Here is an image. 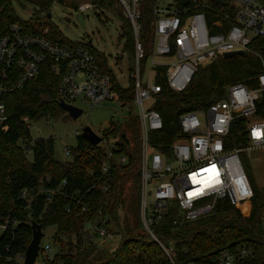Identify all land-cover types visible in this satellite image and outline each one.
Segmentation results:
<instances>
[{
    "label": "trees",
    "instance_id": "trees-1",
    "mask_svg": "<svg viewBox=\"0 0 264 264\" xmlns=\"http://www.w3.org/2000/svg\"><path fill=\"white\" fill-rule=\"evenodd\" d=\"M50 1L40 0L35 17L30 21L18 16L12 0H0V35L14 22L30 26L33 31L45 25L44 21H50L47 14ZM202 1L207 4L203 10L210 20L216 18L217 10L220 13L228 12L227 0ZM96 2L107 9H114L116 5L120 9L117 0ZM173 2L179 9L192 6L190 0ZM154 3L155 0H142L140 40L146 53L142 68L153 49ZM123 17L126 28L122 37L127 38L126 45L135 56L132 25ZM51 31L63 44L76 46L83 43L67 38L56 27H51ZM84 45L93 52L102 69L111 74L121 101H131L134 79L130 78L129 88H123L102 50L89 42ZM251 48L260 53L264 61V35L255 37ZM263 70L262 59L252 52L232 58L219 55L200 65L184 91L177 93L164 87L155 95V108L164 122V130L159 136L169 141L181 136L179 117L182 113L209 108L213 102L226 96L230 85L245 83L256 87L257 77ZM60 81L61 74L53 73L49 63H45L39 75L23 89L5 96L9 129L5 132L0 129V221L9 217L11 222L0 235V264H24L19 255L25 254L32 240V220L41 223L43 230L52 225L57 228L54 243L58 246V252L47 259L46 264H172V260L175 263L193 261L195 264H217L222 250L238 246L254 251L244 263L264 264V187L259 189L256 185L246 155L243 154V160L254 190L250 214H243L229 198L220 199L212 213L195 220L186 219L173 206L154 228L158 239L166 247H171L168 254L148 234L140 219L139 131L135 117L127 120L123 130L112 124L104 135L107 139L118 136L121 149L117 152H126L130 156L128 165L113 164L109 175L101 170L104 148L82 136H79L78 144L71 148L72 156L66 161L54 157L52 138H32L31 121L56 117L58 112H65L58 97ZM157 82L163 83V79L158 77ZM257 114L264 119V95L257 103ZM24 117H28L29 121H24ZM245 126L244 119L234 121V143L231 146L245 142ZM155 135L152 134L153 142ZM132 139L135 147L130 150L127 144ZM46 177H50L51 182H45V186L57 188V193H37L41 179ZM130 180L135 196L127 201L124 191ZM102 183H109L110 189H101ZM25 189L28 195L23 197L22 191ZM50 196L51 200L48 199ZM122 205H127L123 221L119 220L118 215V208ZM84 206L87 210L83 209ZM98 219L109 231L120 234L119 245L114 250L99 247L92 243L89 234L86 236L87 225ZM42 253H45L44 247Z\"/></svg>",
    "mask_w": 264,
    "mask_h": 264
},
{
    "label": "built area",
    "instance_id": "built-area-1",
    "mask_svg": "<svg viewBox=\"0 0 264 264\" xmlns=\"http://www.w3.org/2000/svg\"><path fill=\"white\" fill-rule=\"evenodd\" d=\"M117 1L135 35V63L130 76L134 79L133 98L129 102H122L137 107L134 117L138 121L139 131L140 219L148 234L169 254L171 247H166L154 233L155 226L169 208L176 206L186 219L195 220L212 213L220 199L229 198L237 207L252 200L254 190L243 154L264 149V119L257 114V103L264 95V70L257 77L256 87L245 83L230 85L226 96L213 102L209 108L182 113L179 117L182 134L171 141L159 136L164 130V122L155 108V95L164 87L177 93L184 91L201 64L226 52H252L264 64L261 54L251 48L253 39L264 35V2L227 0L228 12L220 13L217 10L216 18L210 20L203 10L207 4L202 0H190L192 6L182 9L176 7L174 2L172 6L160 7L155 1L153 49L142 68L146 54L140 40L142 0ZM78 7L84 12L96 7V4L87 2ZM36 28L33 31L30 26L14 22L0 35L2 131L9 129L5 96L23 89L39 75L45 63H49L53 73L61 74L59 101L76 106V101L80 99L91 107L105 105L112 100L121 101L111 74L102 69L93 52L84 45L86 42L76 46L63 44L49 27ZM157 57L173 60L165 61ZM158 77L163 79V83L157 82ZM253 117L256 119L250 121ZM236 119L246 121L245 142L231 146L234 143L232 126ZM24 121L28 122V117H24ZM153 133L156 134L154 142ZM112 139L104 136L101 143L105 144H98L104 148L101 170L108 175L113 164L125 166L130 162L129 154L117 152L121 149L120 138ZM127 147L133 150V139ZM66 154L71 158V148L66 149ZM45 182H51V178L41 179L37 193H57V188H48ZM100 188L107 191L110 184L102 183ZM27 195L28 190H23L22 196ZM48 199L51 200V196ZM83 209L87 210V207ZM10 222L9 217L0 221V235ZM99 222L100 219L89 224L94 232L89 239L93 241L99 237L106 242L113 235ZM253 252V249L244 246L226 248L218 255L216 262L246 264L244 261ZM24 258L25 254L19 255L23 263ZM172 264L195 263H175L172 260Z\"/></svg>",
    "mask_w": 264,
    "mask_h": 264
},
{
    "label": "rangeland",
    "instance_id": "rangeland-1",
    "mask_svg": "<svg viewBox=\"0 0 264 264\" xmlns=\"http://www.w3.org/2000/svg\"><path fill=\"white\" fill-rule=\"evenodd\" d=\"M160 7L172 6L174 0H155ZM13 6L22 20H32L38 9L40 0H12ZM87 2H95L96 7L82 12L79 5ZM107 9L99 5L96 0H51L49 3V12L52 13L50 21H44L49 29L56 27L63 34L73 40L79 42H89L91 45L99 48L107 56L110 67L115 72L118 81L123 87L130 85V76L135 56L132 50L126 45L127 38L122 37L125 30V19L121 9ZM115 10H119L118 12ZM121 12V16L119 15ZM160 60H173L169 57H157ZM145 79L143 76L142 80ZM76 106L83 109V114L78 118H72L65 112H58L56 117H43L30 122L31 135L35 140L37 138H52L54 140V157L61 161L70 159L67 157L66 149L75 147L79 142V136L82 135L83 129L87 126L91 127L95 132L104 138L105 133L110 129L112 124L118 125L122 130L126 127L127 119L137 114V107H130L129 104L124 105L122 101L112 100L105 105L91 107L89 104L78 99ZM253 117L250 121L255 120ZM113 140V139H111ZM29 143V142H28ZM27 143H24L26 145ZM101 144H105L102 142ZM247 162L251 168V175L255 180L259 189L264 187V149L252 151L246 154ZM31 159V152L28 153ZM251 182V181H250ZM252 185V183H251ZM253 187V185H252ZM133 182L127 183L124 198H133L135 194L132 192ZM127 205L118 208L119 220H124V211ZM245 215H249L252 209V200L238 207ZM133 221V220H132ZM86 236L94 234L91 226L88 224ZM56 226L45 227L44 236L35 264H46L47 259H51L58 252V246L54 243L56 234ZM113 237L105 239L95 237L92 241L99 247H105L114 250L120 242V234L111 231ZM51 249L47 250L46 247Z\"/></svg>",
    "mask_w": 264,
    "mask_h": 264
},
{
    "label": "water",
    "instance_id": "water-1",
    "mask_svg": "<svg viewBox=\"0 0 264 264\" xmlns=\"http://www.w3.org/2000/svg\"><path fill=\"white\" fill-rule=\"evenodd\" d=\"M51 16H52V13H49L48 17L50 18ZM243 54H245L243 50L231 51V52L224 53L223 57L232 58L236 55H243ZM60 106L72 118L76 119L83 114L82 108L72 105V104H68L62 100H60ZM81 136L94 145H98L102 141V137L89 126L83 129ZM31 226L33 230V235H32V240L29 243L25 251V258H24L25 264H35L36 263L39 252L42 248L41 241L44 236L43 225L41 223L37 222L36 220H32Z\"/></svg>",
    "mask_w": 264,
    "mask_h": 264
},
{
    "label": "snow or ice",
    "instance_id": "snow-or-ice-1",
    "mask_svg": "<svg viewBox=\"0 0 264 264\" xmlns=\"http://www.w3.org/2000/svg\"><path fill=\"white\" fill-rule=\"evenodd\" d=\"M256 135H259V133H256ZM239 183H240L241 185L243 184V182H242V181H240Z\"/></svg>",
    "mask_w": 264,
    "mask_h": 264
}]
</instances>
